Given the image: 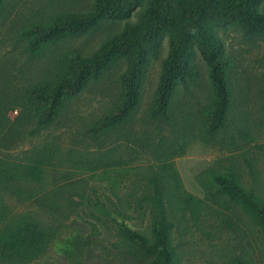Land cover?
<instances>
[{
  "label": "rangeland",
  "instance_id": "374dc122",
  "mask_svg": "<svg viewBox=\"0 0 264 264\" xmlns=\"http://www.w3.org/2000/svg\"><path fill=\"white\" fill-rule=\"evenodd\" d=\"M93 0H5L0 16V158L25 165L40 151L46 162L38 181L0 189L8 218L26 215L50 229L46 250L29 262L0 264H147L152 257L126 238L117 222L151 236L157 211L145 174L160 162H173L185 190L211 203L198 221L169 200L172 243L182 264H230L241 258L264 264V229L239 202L218 191L212 174L234 175L264 199V35L246 37L233 25L217 29L230 58L233 92L225 126L210 141L203 122L212 103L208 66L196 50L198 76L179 85L171 120L153 119L152 99L169 50L165 35L149 59L141 102L123 124L92 132L115 105L124 58L114 60L101 78L69 100L47 126L26 118L22 102L35 84L52 81L74 50L90 55L119 32L126 19L103 21L94 30L69 35L31 53L24 30L47 24L58 14L87 12ZM147 2L129 20L138 21ZM100 162L106 163L99 166ZM121 167L123 175L115 177ZM6 221L0 222V227Z\"/></svg>",
  "mask_w": 264,
  "mask_h": 264
},
{
  "label": "trees",
  "instance_id": "16d2710c",
  "mask_svg": "<svg viewBox=\"0 0 264 264\" xmlns=\"http://www.w3.org/2000/svg\"><path fill=\"white\" fill-rule=\"evenodd\" d=\"M147 2L138 21L129 17ZM5 0H0V16ZM126 19L124 27L90 55L72 51L65 59L67 66L56 79L30 87L22 107L26 118L35 117L37 126L51 124L63 106L79 96L89 85L101 78L111 63L124 58L126 66L120 76V91L113 108L92 128L95 135L113 129L127 121L140 105L149 59L159 52L165 35L169 50L163 61L157 88L152 99L153 119L171 120V104L178 86L186 88L198 76L194 63L197 50L208 66L212 103L204 119L205 139H214L225 126L231 109L233 92L229 80L230 58L217 29L233 25L246 37L264 35V0H93L87 12L58 14L47 24H35L24 30L31 53L46 44H56L69 35H81L94 30L103 21ZM20 163L0 158V189H11L21 181H38L44 174V157ZM106 163L100 162L99 166ZM121 167L114 169L123 175ZM154 190L157 211L153 213L151 236L117 222L119 230L132 243L152 257L147 264H182L172 243L173 222L168 216L169 200L180 211L198 221L211 203L184 189L173 162H160L145 174ZM218 191L239 202L253 214L264 229V199L246 189L234 175L212 174ZM1 200V192H0ZM10 209L0 205V261L29 262L40 256L54 237L53 231L26 215L8 218ZM230 264H249L237 258Z\"/></svg>",
  "mask_w": 264,
  "mask_h": 264
}]
</instances>
